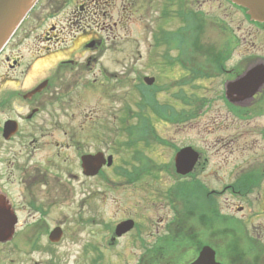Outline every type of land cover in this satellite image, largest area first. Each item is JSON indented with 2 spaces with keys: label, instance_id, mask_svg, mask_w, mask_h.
I'll use <instances>...</instances> for the list:
<instances>
[{
  "label": "flooded vegetation",
  "instance_id": "af4514ba",
  "mask_svg": "<svg viewBox=\"0 0 264 264\" xmlns=\"http://www.w3.org/2000/svg\"><path fill=\"white\" fill-rule=\"evenodd\" d=\"M42 1L30 10L0 52V61L4 62V72L0 74V221L7 227V236L0 237V264H17L12 257L17 252H20L18 257L23 256L21 248L26 238L35 242L34 250L50 249L49 242L54 243L50 239L53 230L60 228L62 238L67 233L73 204L77 209H101L105 204L106 173L113 171L117 164L116 145L105 147L104 121L92 118L96 113L93 109L91 115L88 111L77 115L72 111L75 96H81L74 93L88 88L99 91L98 76L105 77L103 68L97 69L99 58L94 56L105 46L98 32H89L80 26L72 35L71 45L79 43L80 47L74 52L76 55L63 56L50 65H40L41 60L49 57L27 60L18 54L19 50L13 51L22 42L26 28H39L42 18L36 9ZM195 1L199 9H192L194 0H124L122 7L129 17L158 14L157 20L161 23L156 33L162 37L181 33L189 40L182 46H189L192 41L201 46L198 32H204L208 24L224 35L223 41L206 48L220 56L209 61L217 65L211 74L212 78L216 76L222 81L221 97L226 109L243 119L244 131L240 135L243 164L233 171V180L221 187L211 185L210 180L204 184L199 181L197 188L203 190V199L189 212L178 196L174 197L175 192L171 193L174 216L170 218L164 212H158V217L153 218L143 210L116 208L117 212L123 210L125 216L113 222L102 221L103 234L105 228L106 233L95 248L101 256L104 250H109L108 258L134 256L137 259L134 264H264V155L260 154L264 153V23L253 19L247 9L231 0ZM217 1L229 8L231 14L238 15L244 24L243 48L239 46L238 36L232 33L230 14L226 19L203 9L213 6L211 3L215 6ZM71 7L66 20L71 25L77 23L76 28L89 18L95 20L93 14L89 16L90 6L85 0H75ZM172 13L183 22L175 30L162 26ZM51 16L58 18L55 13ZM66 29L51 22L43 27L39 38L65 41L64 37L70 34ZM160 44L165 49L170 46L163 40ZM171 46L177 48L175 42ZM216 46L218 51L213 48ZM89 76L92 80H85ZM242 76H249L244 92L229 89L227 93V86ZM138 144L146 148L152 145L129 138L126 146ZM253 150L257 154L250 153ZM144 155H147L144 148L133 150L132 159L115 168L114 176L129 183L128 178L150 173L151 159ZM202 157L200 153L191 176L198 173L197 167H203ZM85 159H95L97 163L87 164ZM91 168L98 170L89 172ZM108 189L121 194L127 189L135 192L139 188L109 186ZM161 205L164 206V201L158 209ZM224 210H234L236 214ZM127 220L133 226L117 234L118 225ZM164 221L161 228L160 222ZM11 252L15 256L8 258ZM103 260L99 264H105Z\"/></svg>",
  "mask_w": 264,
  "mask_h": 264
},
{
  "label": "rangeland",
  "instance_id": "374dc122",
  "mask_svg": "<svg viewBox=\"0 0 264 264\" xmlns=\"http://www.w3.org/2000/svg\"><path fill=\"white\" fill-rule=\"evenodd\" d=\"M73 2L75 0H43L36 9V12L41 13L42 18L38 25L39 28L35 30L26 28V33L22 34L24 36L22 42L16 45L13 51L19 50L18 54L20 53L27 60L39 56L49 57L41 60L40 65H50L55 62L54 60L63 56L76 55L74 52L80 47L79 43L71 45L72 35L77 32L80 26L87 28L89 32H98V35L104 39L105 46L94 56L99 58L97 69L103 68L105 77L98 76L101 79L99 91L95 92L94 89L88 88L85 91L74 93V95L78 93L81 96H75L72 111L76 115L88 111V115H91V109H93L96 113L92 118L104 121L105 141L107 142H105V147L107 149L113 145L117 147V164L113 168L114 170L119 166H124L123 164L127 160L132 159V151H140V148L145 149L147 154L144 155L145 157L151 158L150 162L153 168L148 167L151 170L150 173L146 172L142 176L128 178L129 183H123L122 178L114 176V170L106 173L108 177L104 181L105 204L101 209L90 210L87 207L77 209L78 207L73 204L72 217L68 220L71 224L66 225L69 232L67 230L60 242L52 243L53 245L49 242L50 249L46 251L43 249L34 250L35 242L26 238L21 248L23 256L18 257L20 252H17L16 256L11 252L8 258L15 256L12 259L14 258L18 262L17 264H99L103 259L105 264L107 262L134 264L137 260L134 256L108 258L109 250H104L102 256L97 252L95 247L99 245L106 233L105 228L103 234L102 221L108 223L111 220L113 222L125 216L122 213L123 210L117 212L116 208L143 210L152 214L153 218L158 217V212H164L170 218L173 215V206L169 199L172 191L176 193L174 197L178 196L180 203H184L185 210L189 212L196 203L202 202L203 199V190L197 188L199 181L204 184L210 180L211 185L221 187L233 180V171L242 166L244 151L241 149L243 139L240 135L244 131L243 119H239L226 109L225 100L221 97L223 90L219 77L208 79L209 75L204 71L206 74L202 73V75L199 72L188 77L189 80L178 81L184 79V76L188 74L181 67L182 65L179 67L176 64L172 70L165 64L162 57L167 52L169 55L175 56L179 51L175 47H169L170 49L166 48L168 50L166 52L164 46H156L154 38L159 28L158 25L161 23L157 20L158 14L152 13L145 17L137 14L129 17L128 12L124 13L122 7L124 0H85L86 5L90 6L89 16L93 14L96 21L89 18L88 21L78 23L76 28L77 23L71 25L66 20ZM211 5L214 6L213 3ZM213 6L203 7V9L206 13L222 18H226L230 14L228 20L231 22L232 33L238 36V41L241 42L238 45L243 48L245 43L244 24H241L238 15L231 14V10L218 1ZM194 8H200L195 0L194 6L192 5V9ZM52 10H56L52 14H57L58 18H51L52 14L49 15V12ZM96 11L97 15H95ZM103 12L106 15H103ZM172 14L173 16H170L168 21H164L162 25L169 30H175L183 25V22L175 18L174 13ZM51 22L58 23L59 26H66V31L70 34L64 37L65 41H56L54 38L45 41L39 38L44 31L43 27L49 26ZM208 25L204 32H198V42L203 47H211L225 39L217 27L214 28L212 24ZM213 48L215 51L219 50L218 46ZM48 52L50 56H45ZM213 66L212 63L209 66L210 69L214 68ZM207 71L209 70L207 69ZM3 72L4 62L1 60L0 74ZM145 76L156 77V82L161 87L158 92L156 90L157 97L161 100L172 99L171 93L183 88L191 96L195 92L197 102L194 101L192 115L179 122L183 124L166 123L155 119L151 114V120L155 122L157 132L166 139V142H159L148 148L144 144L130 148L126 146L129 143V136L125 128L128 125H136L139 121L137 113L141 112L139 103L142 100V92L145 87L149 88L144 83ZM90 79L92 80V77L89 76L85 80ZM183 83H186V86H181ZM172 101L176 100L172 99ZM255 120L260 121V119ZM137 136V133H134L131 139L137 143L142 140L146 142V139L136 138ZM188 145L193 146L207 160L205 161L202 157L203 167H197L195 171L199 170L200 172L182 178L177 175L172 163L174 162L175 148ZM257 152L256 150L250 151L254 154ZM260 154L264 155L263 152ZM132 165L135 166L134 163ZM109 186H132L139 189L135 192L127 189L121 194H115L112 189H108ZM117 197H119V205L116 203ZM154 199H157L156 202ZM152 201L155 204H149L147 208L148 203ZM163 201L164 206L161 205V209H158L159 204ZM223 212L235 213L234 210H224ZM79 217L83 219L76 220ZM77 221L81 223L77 224ZM165 223L166 221L160 222V227L162 228ZM45 242L46 240H44Z\"/></svg>",
  "mask_w": 264,
  "mask_h": 264
},
{
  "label": "trees",
  "instance_id": "16d2710c",
  "mask_svg": "<svg viewBox=\"0 0 264 264\" xmlns=\"http://www.w3.org/2000/svg\"><path fill=\"white\" fill-rule=\"evenodd\" d=\"M192 37V36H190ZM163 41L170 44L175 42L177 47L180 48L179 55L171 56L166 50L163 60L165 64L169 66L172 70L175 65L180 63L187 71L184 79L178 80L184 82V80H189L188 77L198 74L199 72L211 74L210 59L218 58L219 55H216L213 50L203 46H197L193 41L189 46H182L185 43H188L189 40L181 33H169L168 36L163 38ZM160 40L157 42V47H160ZM206 48V49H204ZM217 65L214 64L213 67ZM207 69L209 71H207ZM205 71V72H204ZM205 73V74H206ZM203 75V74H202ZM178 84V83H177ZM179 85V84H178ZM181 86H186V83L181 84ZM161 89L159 84H155L154 87H145L142 92V100L139 103L141 112H138V124L134 126H127L125 128L126 133L131 137L134 133H137V138L139 139H149L164 143L165 141L157 134L154 128V122L151 120L153 115L155 119L160 121L168 122L171 124H177L184 119L189 118L192 115L194 101L197 102L195 92L187 93L185 90H180L175 93H171L172 99L161 100L157 97V92ZM183 89V88H180ZM157 90V92H156ZM143 101V102H142ZM163 101V102H162ZM188 110V111H187ZM152 114V115H151ZM127 120V118H125Z\"/></svg>",
  "mask_w": 264,
  "mask_h": 264
},
{
  "label": "water",
  "instance_id": "95a60500",
  "mask_svg": "<svg viewBox=\"0 0 264 264\" xmlns=\"http://www.w3.org/2000/svg\"><path fill=\"white\" fill-rule=\"evenodd\" d=\"M38 0H0V51L8 42L12 34L26 17L28 12L33 8ZM233 2L248 8L252 18L264 22V0H232ZM249 76L237 78L230 84V89L244 92V84ZM155 77L146 76L144 81L148 85L155 83ZM100 159V156H98ZM199 159V153L192 147L188 146L181 149L175 157L176 170L179 174L186 175L194 170V167ZM112 157H109V162ZM100 160H98V163ZM87 164H96V160H86ZM89 172H96L98 169H88ZM5 222L0 221V237L7 236ZM133 226L132 221H125L118 225L117 234H122L128 231ZM6 234V235H5ZM62 237L60 228L55 229L51 234V240L58 242Z\"/></svg>",
  "mask_w": 264,
  "mask_h": 264
}]
</instances>
